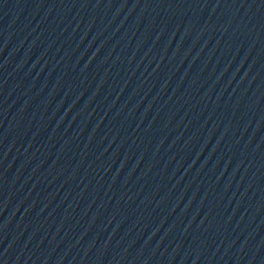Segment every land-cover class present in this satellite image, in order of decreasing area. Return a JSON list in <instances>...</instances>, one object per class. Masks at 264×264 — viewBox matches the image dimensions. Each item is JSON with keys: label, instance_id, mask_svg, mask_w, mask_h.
<instances>
[{"label": "water", "instance_id": "water-1", "mask_svg": "<svg viewBox=\"0 0 264 264\" xmlns=\"http://www.w3.org/2000/svg\"><path fill=\"white\" fill-rule=\"evenodd\" d=\"M0 264H264V0H0Z\"/></svg>", "mask_w": 264, "mask_h": 264}]
</instances>
